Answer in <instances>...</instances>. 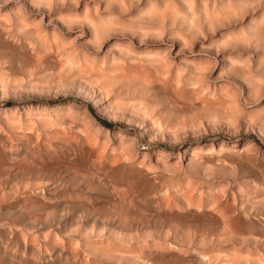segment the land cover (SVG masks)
<instances>
[{
	"label": "rangeland",
	"instance_id": "rangeland-1",
	"mask_svg": "<svg viewBox=\"0 0 264 264\" xmlns=\"http://www.w3.org/2000/svg\"><path fill=\"white\" fill-rule=\"evenodd\" d=\"M151 2H155L159 8H163L165 4V0H141V3L134 5L128 13L123 14L121 19L129 23L133 29L157 27L161 21L159 15L144 16L139 22H132L150 7ZM226 2L227 0H217L218 6ZM48 4L49 0H0V72L4 75L0 74L2 76L0 77V126L4 127L2 131H5V134L7 132L10 136L12 135L14 141L2 131H0L2 133L0 137L23 151L22 156H26L27 149H36L38 158L47 162L48 166L56 171L53 178L54 187L52 186L54 193L51 194L55 201L67 202L66 211L69 216L82 213L88 220L87 225L91 226L95 223L97 227L99 226V231L104 227L102 232L105 233L99 232V237L101 240L104 235L102 238L106 239L102 241L106 244L108 242L106 240H109L111 244L108 243L106 247L114 245L110 241H114L117 237V243L119 240L123 241V243L120 241L119 245L134 252L131 253L132 256L127 251V254L118 252L121 249L117 246L112 248L118 253L101 248V251L104 250L106 253L105 257L124 259L116 264H136L135 262L143 264L144 261V264H148L149 261L151 264H208L212 259L211 264H247V262L264 264V98L253 102L251 92L255 81L244 68L233 63L234 60L248 59L252 73L256 76H264V26L252 23L253 19L259 20L264 14V3H261L255 12L250 10L245 19L218 27L214 34L205 24L206 36L197 35L191 50L185 48L183 52H180L183 42L174 33L175 31L188 32V25L181 22H177L175 29H169L163 40H158L154 35L143 37V33L139 31L133 35L129 31L124 35L119 33L113 35L104 44L103 52H106L112 43L128 40L136 45L139 52H162L172 49L171 57L174 63L170 70H168L170 65L163 59L156 62L145 59L135 65L129 64L125 71L138 79L140 94L145 98L149 108L156 109L158 116L167 118L173 127L177 126L181 120L184 121L186 130L178 131L175 135L171 132L159 133L155 126L144 117L131 118L128 125L126 121H122L127 118L126 115L111 109L109 102L104 100L98 92H94L83 82L71 83L68 80L70 71L84 76L97 69L91 63L86 64L87 66L79 64L76 50L62 39H71L79 33H84L77 43L91 49L92 46L87 44V40L94 37L95 28L88 21L77 18L84 16L86 7L95 9L97 4L101 17H106L110 13L120 14L119 4L115 0H79L78 3H74L73 0H51V7ZM197 4L198 7H202L200 0H197ZM181 7H184L183 4ZM91 18L99 22L94 12ZM69 24H71V30H69ZM170 24L171 20H168L165 26ZM241 30L254 37L250 43L237 39L230 42L227 47L220 46V41L227 34H239ZM53 31L61 33L62 39L52 36ZM188 34L192 35V33ZM142 37L143 44L140 43ZM50 53L58 61L51 58ZM45 55L48 59L44 58ZM20 56L25 57L24 60ZM43 59L45 62L42 61ZM185 60L194 63L186 64ZM40 62L44 64V67H41L43 65ZM205 63L213 64L212 70L205 73V86L215 93L217 100L204 96L207 88L201 91L192 87L196 65ZM56 64H59L58 66L62 64L63 67L60 68ZM72 64H76L77 67ZM72 66H75V70ZM69 67L72 70L70 68L69 71ZM177 67L187 68V72L180 81L176 76ZM59 68L60 70L56 71ZM4 71L6 74H3ZM60 71H65L66 74L62 72L63 75H61ZM43 74L46 76L42 77ZM50 76L52 80L49 84L46 78ZM37 80L39 83H35ZM88 83L92 84L91 81ZM229 84L242 89L240 105L244 108V115L239 119V130L230 127L219 117L212 123L205 120L203 129L195 128L194 125L202 115L206 114L209 119L215 115L212 109L222 99L224 86ZM108 90L110 91V88ZM121 103L124 102L121 101ZM140 103L141 107H144L143 102ZM224 107L233 115L237 112L234 102H229ZM44 109L48 111L45 113ZM50 109L51 112H49ZM144 110L151 115L146 107ZM56 111L60 114H54ZM65 115L68 116L69 123L66 122V118L63 119ZM43 116L48 117L50 121H47L48 118L41 121L45 118ZM69 117L76 122L73 124L74 121ZM29 119L31 123L36 124L34 126L32 123L34 126L32 131H27L29 128L23 125L24 122L31 125L28 123ZM54 119L60 120L56 122L57 124L60 122L58 124L60 126L55 124L56 126L66 128L65 135H62L64 132L62 128L60 130L53 126L61 131V134H54L58 130L47 126L49 122L55 123ZM42 122L43 124L47 122L45 126L47 130ZM16 123H18L16 130L19 126L25 127L23 131L18 129L20 133H24H22L24 137L19 136V133L16 135V132H10L15 129L12 125ZM67 124L74 126H67ZM74 127L83 130L80 129L81 132ZM15 135L20 141L15 140ZM121 135L123 136L120 139ZM131 135L137 136V145H133L130 141ZM46 137H52L48 139L53 140H47ZM42 140L46 142H44L45 145ZM140 144H144L145 147H140ZM158 149H163V156ZM97 162H100V165ZM90 171H92L91 174H89ZM114 187L119 188V193L114 191L117 190ZM121 192L129 197L122 194L125 198H121ZM167 195L172 199L169 196L170 199H163ZM126 197L130 202L135 203L136 208L130 202L126 205L128 201H124ZM114 198L118 203L120 200L119 205H114L112 202ZM174 200L177 203L175 209H171L174 207ZM101 204H105L106 207ZM123 204L126 210L123 209ZM166 204L170 206L165 208ZM115 208L118 209L114 210ZM100 209H105V212ZM209 209L213 210H211L212 213ZM61 210H57L59 214ZM121 211L126 213L123 215L127 217L129 221L126 218L125 220L129 224L123 219L124 216L121 218ZM127 213L133 214L129 216ZM210 213L213 214V220ZM228 217L230 218L229 228H227ZM164 235L166 237H163ZM225 236L226 239L221 240ZM126 237L132 238L127 241ZM148 239L153 240V243L163 244L162 247L165 246L167 250L164 251L163 248L160 252L158 246L161 247V245L158 243L157 249L151 250L153 243L150 240L147 241ZM89 241H92L91 238ZM134 241H139L143 246L149 242V246L146 243L140 248L139 242L134 244ZM130 242L134 245L132 246ZM104 243L101 242V245L104 246ZM138 245L140 253L145 250L144 261L140 256L142 254H137L139 248L134 249L138 251L136 258L135 251L130 247L136 248ZM206 252L212 253L213 256H209L210 253ZM138 256L141 258L139 259ZM179 258L183 260L180 261Z\"/></svg>",
	"mask_w": 264,
	"mask_h": 264
},
{
	"label": "clouds",
	"instance_id": "clouds-1",
	"mask_svg": "<svg viewBox=\"0 0 264 264\" xmlns=\"http://www.w3.org/2000/svg\"><path fill=\"white\" fill-rule=\"evenodd\" d=\"M74 3H78L79 0H73ZM119 4L120 14H109L106 17H101L99 5L95 9L85 8V14L82 18L88 21L95 28L94 37L87 40V44H90L91 49L87 48L84 44H78L84 33H79L71 39L64 40L61 38L62 34L58 31H53L52 36L60 37L66 44L76 50L77 58L81 64H93L97 71L81 76L78 72H73L68 80L72 82H83L94 92H98L101 97L108 101L111 109L117 113L125 114L126 123L130 124V119L135 117H144L146 121H150L155 126L159 133L171 132L174 135L178 131H185L184 121L181 120L179 124L173 127L170 121L162 116L156 114V109L149 108L145 98L140 94V85L137 83L138 79L130 76L125 69L129 64H138L143 60L159 61L163 59L170 68L173 66V59L171 57L172 49H167L162 52H139L136 49V45L131 40L127 42H115L109 45L106 52H103L104 44L115 34L119 33L124 35L126 32L131 31L133 35L137 31L143 33V37L154 35L158 40H163L166 32L169 29H175L177 22L188 25V32L182 33L175 31V35L183 42L180 52L184 49L191 50L193 42L196 36H206L204 31V25L208 26V30L213 34L218 27H223L225 23H231L236 20L245 19L249 11L255 12L264 3V0H227L222 6H218L217 0H200L202 7H198L197 0H165L163 8H159L155 2H151L150 7L141 13L140 17L134 18L133 23L139 22L144 16L159 15L161 17L160 24L154 28L139 27L133 29L129 23L124 22L121 19L123 14L128 13L136 4L141 3V0H115ZM183 4V8L181 7ZM49 7H51V0H49ZM107 11V9H105ZM95 13V16L99 19V22L91 18V14ZM171 20V24L166 25V21ZM252 23L258 26H264V14L261 15L259 20L253 19ZM71 30V24L68 25ZM188 33H192L189 36ZM143 37L140 43H144ZM254 37L249 36L246 32L241 30L239 34L229 33L222 41L220 46L227 47L230 42L242 39L246 43H250ZM115 50V51H114ZM103 54L101 55V53ZM179 54V53H177ZM185 63H194L193 61L185 60ZM234 64H239L244 68L252 80L255 81L253 90L251 92L253 102H258L264 98V76H256L252 73L250 60H234ZM213 68L212 63H205L203 65H196V72L192 77V87L194 89L207 88L205 81V73L211 71ZM187 72L186 67H177L176 76L180 81ZM91 81L92 84H89ZM94 85V86H93ZM110 88V91L108 90ZM208 96L211 100H217L214 92L209 91L204 96ZM242 96V89L235 85H225L222 91V99H220L212 109L215 113L211 119L204 114L199 118L194 125L197 129L204 128V121L208 120L212 123L217 117L223 119L230 127L239 130V119L244 115V108L240 105V98ZM121 101L124 103L122 104ZM143 102L144 107L151 112V115L147 114L144 107H141ZM234 102L237 107L235 115L225 110L224 105ZM247 103V102H246ZM254 119V118H253ZM163 125V127H161ZM206 132V129H205ZM123 135L120 136V139ZM130 141L133 145H137V136L131 135ZM140 147H145L144 144H140ZM161 152V156L164 155L163 149H158ZM165 164H167L165 162ZM165 167V166H164Z\"/></svg>",
	"mask_w": 264,
	"mask_h": 264
},
{
	"label": "bare ground",
	"instance_id": "bare-ground-1",
	"mask_svg": "<svg viewBox=\"0 0 264 264\" xmlns=\"http://www.w3.org/2000/svg\"><path fill=\"white\" fill-rule=\"evenodd\" d=\"M72 18V17H71ZM7 21V20H6ZM24 24V23H23ZM27 24V23H26ZM25 24V25H26ZM22 26V25H21ZM29 29V28H27ZM31 29V28H30ZM33 31V30H32ZM36 32V31H35ZM34 33V32H33ZM38 36V35H37ZM43 40V39H42ZM46 40V39H45ZM56 40V39H55ZM44 41V40H43ZM46 42V41H45ZM65 45V44H64ZM63 47V46H62ZM1 48V47H0ZM55 48V47H54ZM64 48V47H63ZM59 53V52H58ZM60 54V53H59ZM49 54H47L48 56ZM46 56V55H45ZM46 56V57H47ZM49 56H52L51 53ZM44 57L45 59H48V57L46 58ZM64 57V56H63ZM2 58V57H1ZM20 58H22L20 56ZM25 57L22 58V60H24ZM51 58H55V57H51ZM32 59V58H31ZM54 60H57L56 58ZM27 61V59H26ZM44 61V59L42 60ZM51 61V59H50ZM49 61V63H50ZM58 61V60H57ZM67 61V59H66ZM45 62V61H44ZM43 62V63H44ZM54 61L52 60V64ZM41 63V62H40ZM39 63V65H40ZM48 63V65H49ZM72 63V62H71ZM78 64V62H77ZM79 64H81L79 62ZM1 65V64H0ZM41 67H44V64L41 63ZM57 66L59 64H56ZM62 65V64H61ZM58 66L60 68H62L63 66ZM72 65H75L77 67L76 64H72ZM70 66V65H69ZM75 66L73 67L75 70ZM82 66V65H81ZM87 66V65H85ZM89 66V65H88ZM40 67V68H41ZM52 67V65H51ZM68 67V66H67ZM84 67V66H83ZM90 67V66H89ZM39 68V69H40ZM48 68V66H47ZM54 68V66H53ZM57 68V67H56ZM59 69H56V71L60 70ZM70 68L69 67V71H70ZM79 68V67H78ZM87 68V67H86ZM13 69V68H12ZM15 69V68H14ZM19 69V67H18ZM38 69V70H39ZM46 69V68H44ZM52 69V68H51ZM77 69V68H76ZM3 70V69H2ZM49 70V69H48ZM53 70V69H52ZM67 70V69H66ZM72 70V68H71ZM81 70V69H79ZM93 70V69H92ZM10 71V70H9ZM84 71V70H82ZM8 72V70L6 71ZM12 70H11V74H12ZM51 72V71H50ZM63 73L66 74L65 71H62ZM60 71V73H62ZM90 72V71H89ZM20 73V72H19ZM33 73V72H31ZM59 73V74H60ZM63 73L61 75H63ZM71 73H73L72 71H70V75ZM0 74L2 75V73L0 72ZM3 74H6L5 71L3 72ZM15 74V73H14ZM46 74V73H45ZM43 74L42 77H45L46 75ZM47 74H48V71H47ZM53 74V72L51 73ZM64 74V76H65ZM50 74H48L49 76ZM4 76V75H2ZM2 76H0L2 78ZM52 76V75H51ZM51 76L49 78H46V80L48 79V83L50 82L51 79ZM58 76V75H57ZM62 77V76H60ZM66 77V76H65ZM4 78V77H3ZM24 78V77H23ZM34 78V76H33ZM59 78V77H58ZM38 79V78H37ZM29 80V79H28ZM19 81V80H18ZM16 81V82H18ZM24 81V80H23ZM30 81V80H29ZM42 81V80H41ZM3 82V81H2ZM21 82V81H20ZM33 83V82H30V84ZM35 83H39L38 80L35 81ZM44 84L46 82H43ZM53 83L55 84V81H53ZM52 83V84H53ZM5 84V83H4ZM34 84V83H33ZM47 84V83H46ZM50 84V83H49ZM59 84V83H58ZM37 91V90H36ZM21 92H23L21 90ZM47 93V92H46ZM49 108V107H48ZM189 108V107H188ZM26 109V108H25ZM52 109V108H51ZM51 109L49 112H51ZM45 110V113L48 111L46 109ZM53 110V109H52ZM60 111V110H59ZM62 111V110H61ZM64 112V111H63ZM44 113V111H43ZM58 114L59 112L56 111L54 114ZM25 114V113H24ZM60 114V113H59ZM21 114H19V117ZM40 115V114H39ZM50 115V114H49ZM41 116V115H40ZM48 116V115H46ZM46 116H43V117H39L41 119V121H45V119L47 120L48 117ZM54 116V115H52ZM60 116V115H59ZM70 116V115H69ZM30 117V115L28 116ZM27 117V118H28ZM37 117V116H36ZM55 117H57V115H55ZM61 117V116H60ZM64 117V116H63ZM24 118V117H23ZM26 118V117H25ZM33 118V117H31ZM38 118V120L40 121V119ZM59 118V117H58ZM66 118V122L69 123V120L67 119L68 116L65 115V117L63 119ZM72 118V117H69V119ZM49 119V118H48ZM62 119V120H63ZM11 120V119H10ZM15 120V119H14ZM13 120V121H14ZM55 120V123L52 124V118H51V123L49 122V124L47 122H45V124H43L44 122H42V124L44 125V127L46 126V123H47V126H50V129L53 128V126H56L58 124H60V122L57 124L56 122L60 121H56ZM72 120V119H70ZM12 121V122H13ZM18 121V120H17ZM15 121V122H17ZM22 121V120H21ZM29 124L31 125H28L27 122L23 124V122H21L23 125H25V127L29 128L27 129V131H32V126L34 125V122L33 125L31 123V119L28 120ZM33 121V119H32ZM36 121V120H35ZM47 121H50L47 120ZM65 121V120H63ZM74 121V120H72ZM11 122V121H10ZM11 122V123H12ZM76 121L73 122V124L75 123ZM9 123V122H8ZM14 123V122H13ZM21 123H19V125H21ZM65 123V122H64ZM18 123H16V125H12L13 128H15L17 126ZM56 124V125H55ZM62 124V123H61ZM71 124V122H70ZM29 127H28V126ZM36 125V124H35ZM34 125V126H35ZM43 125H42V130H44L43 128ZM66 125V124H65ZM5 126V125H4ZM11 126V125H10ZM9 126V127H10ZM33 126V127H34ZM60 126V125H58ZM56 126L58 129L60 128V130L63 129V127H58ZM67 126H74V125H68ZM2 127V125L0 126V128ZM24 127V128H25ZM31 127V128H30ZM52 127V128H51ZM4 127H2V129H0V131L3 130ZM11 128V127H10ZM9 128V129H10ZM11 128V129H13ZM20 128L17 127V130ZM24 128H20L21 130L24 129ZM48 128V127H47ZM55 128V127H54ZM53 128V129H54ZM57 128H55L56 130H58ZM62 128V129H61ZM76 128V127H74ZM9 129H8V132H9ZM10 129V130H11ZM19 129V130H20ZM31 129V130H30ZM46 129V127H45ZM76 129H81L83 130L82 128H76ZM5 130V129H4ZM16 128L11 130L10 132H16L15 134L17 135V133H19L18 135L19 136H23L24 137V133L20 131L17 132ZM47 130V129H46ZM54 130V131H56ZM80 130V131H81ZM23 131V130H22ZM26 131V132H27ZM34 131V130H33ZM39 132H42L40 130H38ZM64 131V132H63ZM63 134L62 135H65V131H66V128L63 129ZM4 134H5V131H2ZM39 132H37L39 134ZM82 132V131H81ZM84 132V131H83ZM1 133V132H0ZM23 133V134H22ZM61 134V131L58 130V132L56 131V133L54 134ZM3 134V135H4ZM7 135H9V133L6 132ZM5 134V135H6ZM13 134V133H12ZM27 134V133H26ZM45 134V133H44ZM52 134V133H50ZM2 135V133H1ZM6 135V136H7ZM14 136L15 140H18L16 138H18L17 136ZM29 135V134H28ZM41 135V134H40ZM38 135V136H40ZM45 135H49L48 133H46ZM53 135V134H52ZM12 136V135H11ZM9 135L10 138H12V140L14 141L13 137H11ZM55 136V135H54ZM86 136V135H85ZM42 137V136H41ZM9 138V139H10ZM20 138V137H19ZM39 140H40V137H38ZM37 138V139H38ZM48 138H52V137H48ZM46 137L47 140H50L52 141L53 139H48ZM69 138V137H68ZM45 139V140H46ZM70 139V138H69ZM10 141V140H9ZM12 141V142H13ZM20 141V140H18ZM38 141V140H37ZM43 142V145L44 144V140H42ZM70 141V140H69ZM29 142V141H28ZM48 142V141H47ZM74 142V141H73ZM17 143V142H15ZM19 143V142H18ZM17 143V144H18ZM21 143V142H20ZM46 143V142H45ZM49 143V142H48ZM22 144H24V142H22ZM51 144V142L49 143ZM28 145V144H27ZM54 149V148H53ZM54 151V150H53ZM114 151V150H113ZM23 155V151H20L16 146L14 145H11L10 143H7L6 141H4L3 138L0 137V264H109V263H118L121 261V259H113L111 256H107L105 257L106 253H105V249H107V251L109 250H113L114 248H112V246H117V248L119 247V250L118 252H129L130 255H132L131 253H134L133 251L131 252V250H126V248L124 246H121V244L119 245V242L121 240L118 241V243L116 242V239L114 240L115 243H117V245H115L114 241H110L112 242L114 245H109V247L106 245L109 243V240L107 239L106 242L104 243L102 241V236L101 237V240H100V237H99V232L100 233H105V232H102L103 228L101 231H99L97 225L94 223L92 224L91 226L87 225L88 223V220L85 218L84 214L80 213V214H75V215H68L66 209H67V202H59V201H55L52 194L54 193L53 192V189H52V186H53V178L54 176L56 175V171H54L51 167L48 166V163L47 162H44L42 160H40L38 157H39V154H38V151L36 149H27L26 150V156H22ZM120 155V154H119ZM118 157V155H117ZM114 160V159H113ZM118 162V161H117ZM121 162V161H120ZM98 163V162H97ZM103 163V162H102ZM100 165V162L98 163ZM103 164H108V163H103ZM112 164V163H111ZM61 165V164H60ZM102 166V165H101ZM106 166V165H105ZM88 168V167H86ZM89 169V168H88ZM72 172V171H71ZM92 171L89 172V174H91ZM88 175V174H87ZM94 175V173L92 174V176ZM77 176V175H76ZM84 177V175H82ZM60 177V176H59ZM82 177V178H83ZM99 177V176H98ZM71 178V177H69ZM100 178V177H99ZM62 179V178H61ZM68 180V179H67ZM100 180V179H99ZM66 181V180H65ZM64 181V182H65ZM92 181V180H90ZM101 183H102V180H100ZM99 181V182H100ZM65 184V183H64ZM68 184V183H67ZM99 184V183H98ZM104 184V183H103ZM133 184V183H132ZM102 185V184H101ZM96 186V185H95ZM54 187V186H53ZM58 187V185H57ZM108 187V186H107ZM66 188H67V185H66ZM114 189H117V190H114L115 192L118 191L117 193H119V188H116L114 187ZM108 190H109V187H108ZM113 190V189H112ZM122 190V189H120ZM124 190V189H123ZM54 191H57V190H54ZM64 192V191H63ZM114 192V193H115ZM123 192V191H122ZM120 193L121 195L124 194V196H126L127 194L126 193ZM167 192V191H166ZM52 193V194H51ZM56 193V192H55ZM76 194L78 192H75ZM83 194V193H82ZM116 194V193H115ZM126 194V195H125ZM166 194V193H165ZM189 194V193H187ZM119 195V194H117ZM120 196V195H119ZM123 195L121 196L124 197ZM129 197V195H127ZM169 195H167V197L165 196V198L163 199H166L168 198ZM185 196V195H184ZM126 197L127 199L124 200V201H127L126 205L128 204L129 201V198ZM170 197V196H169ZM56 198V197H55ZM125 198V197H124ZM162 198V196H161ZM171 198V197H170ZM168 198V199H170ZM117 199V198H116ZM132 198H130L131 200ZM172 199V198H171ZM101 200V199H100ZM118 200V199H117ZM123 200V199H121ZM79 201V200H78ZM115 201V202H114ZM114 201H112L114 203V205H119L120 203V200H119V203L115 200L114 198ZM124 201H121V203ZM71 202V201H70ZM80 202V201H79ZM117 202V203H116ZM166 202V200H165ZM164 202V203H165ZM175 202V200H174ZM173 202V203H174ZM130 203H133L132 201ZM129 203V205H131ZM163 203V202H162ZM169 203V202H168ZM176 203L174 204V207L171 208V209H175V206H176ZM76 204V203H75ZM107 204V203H105ZM105 204H101V206H104ZM135 205V203H133ZM132 204V205H133ZM115 205V206H116ZM164 205V204H163ZM76 206V205H75ZM100 206V207H101ZM166 206H168L167 204L165 205V208H167ZM170 206V205H169ZM168 206V207H169ZM97 207V206H96ZM99 207V208H100ZM106 207V205H105ZM118 207V206H117ZM123 209H124V204H123ZM121 207V208H122ZM134 208H136V205L133 206ZM172 207V206H171ZM109 208V206L107 207ZM139 208V207H138ZM178 208V206H177ZM58 209H62L60 212V214L58 213ZM94 209V208H93ZM118 209V208H117ZM116 208L114 210H117ZM141 209V208H140ZM99 211V209H97ZM101 210V209H100ZM105 210V209H104ZM104 210H101L102 212ZM126 210V208L124 209ZM142 210V209H141ZM179 210H181L179 208ZM184 210V209H183ZM210 210V209H209ZM212 210V209H211ZM210 210V211H211ZM107 211V209H106ZM134 211V210H133ZM143 211V210H142ZM213 211V210H212ZM211 211V213H212ZM105 212V211H104ZM135 212V211H134ZM117 213V212H116ZM211 213L209 215H211ZM101 214V213H100ZM121 214V218L122 216H124L123 214H126L124 213L123 211L120 212ZM133 214V213H131ZM131 214H128L127 215H131ZM103 215V213H102ZM118 215V214H117ZM213 215V214H212ZM211 215V218L213 217ZM133 217V216H132ZM131 217V218H132ZM135 217V216H134ZM171 217V216H170ZM173 217V216H172ZM128 220L127 217H123V219L125 220ZM106 219V218H105ZM130 219V218H129ZM142 219V218H140ZM224 219V218H223ZM104 220V219H103ZM125 220V221H126ZM213 220V218H212ZM124 221V222H125ZM129 221V220H128ZM127 222V224H129V222ZM148 221V220H147ZM100 222V221H99ZM98 222V223H99ZM97 223V224H98ZM131 223V222H130ZM133 223V222H132ZM131 223V224H132ZM147 223V222H146ZM219 223V222H218ZM225 223V222H224ZM105 224V223H104ZM126 224V223H125ZM106 226V225H105ZM127 226V225H126ZM225 226V224H224ZM227 226V225H226ZM109 227V226H108ZM230 227V218L228 217V227ZM107 229V228H106ZM113 229V228H112ZM171 229V228H170ZM224 229V228H223ZM116 230V229H115ZM169 230V229H168ZM225 230V229H224ZM223 230V231H224ZM114 231V230H113ZM141 231V230H140ZM149 231H151L149 229ZM148 231V232H149ZM177 231V230H175ZM116 232V231H115ZM137 232V231H136ZM178 232V231H177ZM146 233V231H145ZM165 233H167V231H165ZM171 233V232H170ZM175 233V232H174ZM226 233V231H225ZM118 234V233H117ZM160 234V232H159ZM233 234V233H232ZM107 235V234H106ZM105 235V236H106ZM113 235V234H112ZM129 235V233H128ZM137 235L138 232H137ZM148 235V234H146ZM171 235V234H169ZM190 235V234H189ZM211 238V235L208 234ZM224 235V234H223ZM115 236V234H114ZM113 236V237H114ZM117 236V235H116ZM120 236V235H119ZM121 236H122V233H121ZM120 236V237H121ZM130 236V235H129ZM134 235H132L133 237ZM144 238V235H142ZM168 236V234H167ZM192 236V234H191ZM215 236V235H214ZM109 237V236H108ZM107 237V238H108ZM112 237V238H113ZM124 237H125V234H124ZM132 237H129L127 238V241H130L129 239L132 238ZM137 237V236H136ZM140 237V236H138ZM150 236H148L149 238ZM153 237H154V234H153ZM156 237V236H155ZM163 237H166V235H164ZM169 237V236H168ZM167 237V238H168ZM172 237V236H171ZM176 237V235H175ZM174 237V238H175ZM91 238L92 241H89V239ZM134 238V237H133ZM152 238V237H151ZM157 238V237H156ZM160 238V237H159ZM166 238V239H167ZM192 238V237H191ZM208 238V236H207ZM205 238V239H207ZM106 239V238H104ZM103 239V240H104ZM118 239H121V238H118ZM137 239V238H136ZM140 239V238H139ZM138 239V240H139ZM153 239V238H152ZM170 239V238H169ZM226 239V236L223 237V239L221 238V240H224ZM123 240V239H122ZM134 240V239H133ZM132 240V241H133ZM151 241V239H148L147 241ZM154 240V239H153ZM151 241V243H153L154 241ZM178 240V239H177ZM213 240V239H211ZM105 241V240H104ZM141 241V240H140ZM143 241V239H142ZM141 241V242H142ZM145 241V240H144ZM175 241V239H174ZM206 241V240H205ZM101 242L102 244L104 243V246L101 245ZM123 243V241H121ZM135 242V241H134ZM139 241H136L134 244H138ZM160 242V241H159ZM147 245L149 246V242H146ZM146 243L144 244V246L146 245ZM158 242H155L153 243L152 246L154 247H150V249H157L156 245H157ZM162 243V242H161ZM169 243V242H168ZM206 243V242H205ZM111 244V243H109ZM130 244H132V242H130ZM129 244V245H130ZM132 244V246L134 245ZM143 244V242H142ZM142 244H140L139 242V245L141 246H137L136 248L131 247V249L133 248L134 249H137L140 247H144ZM155 244V245H154ZM170 244V243H169ZM119 245V246H118ZM128 245V244H127ZM158 245H161L158 243ZM163 245V244H162ZM161 247L158 246V250L160 252H162L163 250H167L165 249V246L164 247ZM166 245V243L164 244ZM111 246V247H110ZM126 246V244H125ZM106 247V248H104ZM120 247H123L124 249L120 248ZM130 247H128L130 249ZM103 248L104 250L101 251ZM110 248V249H109ZM112 248V249H111ZM140 248H139V252L138 251H135V254L134 256L137 254L140 253ZM161 248V250H160ZM164 248V249H163ZM167 248V247H166ZM149 249V248H147ZM163 249V250H162ZM118 250V249H116ZM123 250V251H122ZM142 251L144 250L141 249ZM108 251V252H109ZM115 251V250H113ZM113 251H110V252H113ZM102 252H104V254H102ZM117 251H115L114 253H118ZM126 252V254H127ZM145 252V250L143 251ZM143 252L140 253L142 255L143 258H141L140 256H138V258L142 259V261H144V256H143ZM128 253V255H129ZM205 253V252H204ZM207 253V252H206ZM210 252H208L207 254H209ZM145 254V253H144ZM203 254V253H202ZM206 254V255H207ZM219 254V253H218ZM216 254V256L218 255ZM105 255V256H104ZM115 255V254H114ZM124 255V254H123ZM150 255V254H149ZM155 255V254H154ZM161 255V254H160ZM205 255V254H204ZM205 255V256H206ZM220 255V254H219ZM218 255V257H219ZM237 255V254H236ZM116 257L118 255H115ZM133 256V255H132ZM146 256H148L146 254ZM145 256V258H146ZM203 256V255H202ZM209 256H213L212 253H210ZM238 256V255H237ZM121 257V256H120ZM125 257V256H124ZM130 257V256H129ZM137 258V255L135 256ZM204 257V256H203ZM242 257V256H241ZM128 258V257H126ZM200 258V257H199ZM237 258V257H236ZM177 259V257H176ZM180 259V258H179ZM182 259V258H181ZM180 259V261H181ZM198 259V258H197ZM201 259V258H200ZM209 259H212V258H209ZM209 259H207L209 261ZM129 260V259H128ZM136 260V259H135ZM147 260V258L145 259ZM178 260V259H177ZM183 260V259H182ZM199 260V259H198ZM205 260V259H204ZM235 260V259H234ZM122 261H124V259H122ZM137 261V260H136ZM154 261V260H153ZM213 261V259H212ZM210 261L208 264H211ZM215 261V259H214ZM130 262V261H129ZM155 262V261H154ZM153 262V263H154ZM158 262H159V259H158ZM157 262V263H158ZM203 262V261H201ZM121 263V262H120ZM125 263V262H124ZM137 264V262H135ZM145 263V261H144ZM143 263V264H144ZM148 263V262H147ZM204 263V262H203ZM140 264V262H139ZM148 264H151V261H149ZM226 264V263H225ZM247 264H249L247 262Z\"/></svg>",
	"mask_w": 264,
	"mask_h": 264
}]
</instances>
